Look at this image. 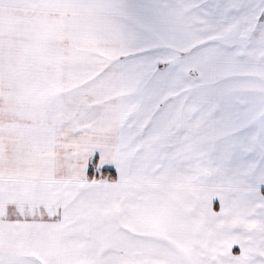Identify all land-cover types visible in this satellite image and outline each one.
Listing matches in <instances>:
<instances>
[{
	"label": "snow or ice",
	"instance_id": "obj_1",
	"mask_svg": "<svg viewBox=\"0 0 264 264\" xmlns=\"http://www.w3.org/2000/svg\"><path fill=\"white\" fill-rule=\"evenodd\" d=\"M0 264H264V0H0Z\"/></svg>",
	"mask_w": 264,
	"mask_h": 264
},
{
	"label": "crops",
	"instance_id": "obj_2",
	"mask_svg": "<svg viewBox=\"0 0 264 264\" xmlns=\"http://www.w3.org/2000/svg\"><path fill=\"white\" fill-rule=\"evenodd\" d=\"M213 207H214V210H217V211L219 210V202H218V200L214 201Z\"/></svg>",
	"mask_w": 264,
	"mask_h": 264
}]
</instances>
